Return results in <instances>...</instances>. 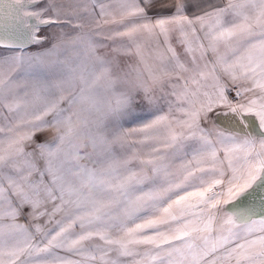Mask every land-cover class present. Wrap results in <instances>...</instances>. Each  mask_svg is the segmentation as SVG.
Segmentation results:
<instances>
[{
  "label": "snow or ice",
  "instance_id": "1",
  "mask_svg": "<svg viewBox=\"0 0 264 264\" xmlns=\"http://www.w3.org/2000/svg\"><path fill=\"white\" fill-rule=\"evenodd\" d=\"M0 264H264V0H0Z\"/></svg>",
  "mask_w": 264,
  "mask_h": 264
}]
</instances>
